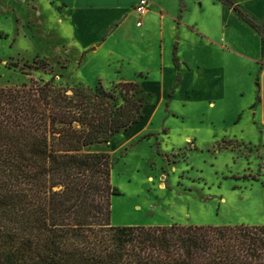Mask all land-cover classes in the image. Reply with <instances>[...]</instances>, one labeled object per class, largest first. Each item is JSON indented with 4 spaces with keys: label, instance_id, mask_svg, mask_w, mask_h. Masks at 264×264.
<instances>
[{
    "label": "rangeland",
    "instance_id": "obj_1",
    "mask_svg": "<svg viewBox=\"0 0 264 264\" xmlns=\"http://www.w3.org/2000/svg\"><path fill=\"white\" fill-rule=\"evenodd\" d=\"M61 1L0 0V86L52 78L65 88L99 82L110 88L123 80L142 85L144 118L92 148L111 156L112 182L120 192L112 199V224L264 225L262 37L231 9H220V23L207 24L220 41L209 57L210 70L192 71L176 90L172 74L163 80L120 69L107 74L110 55L103 50L88 49L85 61L81 51L113 17L82 14L85 0H67L69 13ZM233 1L264 22V0ZM136 22L130 17L123 29L133 31ZM38 57L48 62L45 69L24 67ZM18 62L23 72L8 67Z\"/></svg>",
    "mask_w": 264,
    "mask_h": 264
},
{
    "label": "trees",
    "instance_id": "obj_2",
    "mask_svg": "<svg viewBox=\"0 0 264 264\" xmlns=\"http://www.w3.org/2000/svg\"><path fill=\"white\" fill-rule=\"evenodd\" d=\"M216 1L264 37V22ZM146 103L137 81L0 86V264H264V225L112 224L111 156L92 148L139 124Z\"/></svg>",
    "mask_w": 264,
    "mask_h": 264
},
{
    "label": "crops",
    "instance_id": "obj_3",
    "mask_svg": "<svg viewBox=\"0 0 264 264\" xmlns=\"http://www.w3.org/2000/svg\"><path fill=\"white\" fill-rule=\"evenodd\" d=\"M138 2L85 0L79 11L82 14L93 18L104 13L113 17L100 27L99 38L81 51L80 56L85 61L89 57L88 49L96 48L93 53L103 50L110 55L107 74L120 69L128 70L133 77L144 73L149 77L156 75L161 80L166 74H172L177 79L176 90L182 87V81L192 71L210 70L209 57L215 47L220 50V41L212 36L207 24L220 23V9L226 11L228 7L215 0H150V11L140 19L135 13ZM61 4L66 6L67 12L73 13L69 1L62 0ZM132 16L137 18L134 30L123 29V23ZM140 21L142 26H138ZM261 40L264 44V37ZM175 58L179 67L175 65ZM174 92H169L168 96Z\"/></svg>",
    "mask_w": 264,
    "mask_h": 264
},
{
    "label": "built area",
    "instance_id": "obj_4",
    "mask_svg": "<svg viewBox=\"0 0 264 264\" xmlns=\"http://www.w3.org/2000/svg\"><path fill=\"white\" fill-rule=\"evenodd\" d=\"M150 7V0H139L138 4L135 7V13L141 19L148 14V12L150 11ZM138 26H142L141 21L138 23Z\"/></svg>",
    "mask_w": 264,
    "mask_h": 264
}]
</instances>
